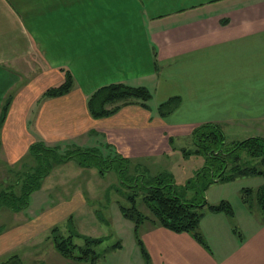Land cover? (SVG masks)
<instances>
[{"label":"crops","instance_id":"obj_1","mask_svg":"<svg viewBox=\"0 0 264 264\" xmlns=\"http://www.w3.org/2000/svg\"><path fill=\"white\" fill-rule=\"evenodd\" d=\"M66 71L72 89L41 99ZM113 82L147 87L150 109L134 101L93 117L89 95ZM172 96L180 104L161 116L158 104ZM205 122H220L230 141L241 140L231 132L264 137V0H0V181L37 141L59 151L100 142L151 170ZM94 169L57 164L45 179L60 172L61 184L47 185L46 195L65 193L81 206L97 196ZM240 201L233 217L207 211L201 219L210 250L145 221L151 264H264V215ZM114 253L116 264H146L135 237Z\"/></svg>","mask_w":264,"mask_h":264},{"label":"trees","instance_id":"obj_2","mask_svg":"<svg viewBox=\"0 0 264 264\" xmlns=\"http://www.w3.org/2000/svg\"><path fill=\"white\" fill-rule=\"evenodd\" d=\"M73 85L74 76L70 71H66L63 82L48 88L41 95V99L64 95ZM151 99L152 93L145 86L113 82L94 90L88 97L87 106L93 117H103L134 101L150 109ZM10 101L9 96L2 107V117H5ZM180 101V96H172L160 102L157 111L161 116L168 115L178 107ZM191 139L192 147L183 148L185 154L192 152L202 154L205 164L183 188L178 187L173 174L168 170L154 174L150 173L147 167L139 170L142 164L134 165L129 158L117 153L109 155L110 157L103 161L93 149L78 147L62 154L56 146L37 141L29 148L30 154L36 157L37 165L30 170L19 172L20 174H17L19 177L14 183L0 189V206L7 205L14 211H21L28 206L31 194L42 186L45 177L57 164L74 159L83 167L98 168L101 174L108 170H117L122 187L128 188V190L118 188L119 194L127 201V205L120 203L121 209L123 214L135 223V239L146 264H151V258L140 236V227L145 221L175 232L190 233L210 250L200 227L201 219L207 211L224 212L230 217L235 215V211L227 199L215 204L208 203L206 191L216 182H229L244 176H264V137L250 136L229 141L220 122H205L194 128ZM187 189H194L193 197H186ZM139 196L148 211L139 208ZM242 199L250 208L257 207L264 215V184L256 189L244 187ZM101 220L106 221L103 217ZM233 230L238 236H242L235 224ZM78 237L83 239L82 244L76 242L75 239ZM50 238L53 246L62 255L73 260H91L92 264L103 259L109 251L122 247V243L118 241L101 251L99 246L106 240L105 237L83 235L76 229H71L66 234L55 227Z\"/></svg>","mask_w":264,"mask_h":264},{"label":"rangeland","instance_id":"obj_3","mask_svg":"<svg viewBox=\"0 0 264 264\" xmlns=\"http://www.w3.org/2000/svg\"><path fill=\"white\" fill-rule=\"evenodd\" d=\"M243 134L231 132L229 136L233 138L234 136L232 135H235V137L244 139L246 136ZM88 145H84L83 148L93 149L96 154L101 156L103 161L111 155L109 148L104 147L100 142ZM176 145L179 149L175 148L171 155L168 157L164 156L162 159L156 158L155 163L151 162V170L146 165H143L139 170L147 167L152 174L168 170L173 174L178 187L183 188L190 178L204 166L205 158L202 154L195 152L186 155L184 150H182L181 147H192L191 137L179 139L176 141ZM69 151L70 149H62L59 153L64 154ZM97 158L96 156V160ZM74 162L70 163L75 164ZM36 165V157L28 155L20 164L15 165L13 170L6 175V178H2L0 189L14 183L19 177V175L17 176L19 172L30 170ZM72 166L77 168L75 165ZM69 170L72 171H66L70 175L65 176L66 179L69 177L72 179L73 175H77L75 169ZM94 170L96 172V180L99 179L101 182L96 183L94 187L97 196L94 193L96 197L91 198L90 201L85 202L81 206H77L76 201L65 193L51 195V197L46 195L45 189L47 185H51L52 182L61 184L62 178L60 175L62 174L60 172L54 173L47 180L45 179L47 181L46 185L31 194L28 206L22 209L21 212L15 213L7 205H1L0 234L4 233L0 236L2 238L0 240V264H92L91 260L69 259L57 251L52 242L46 239V236L55 227L66 234L71 229H76L83 235L105 237L106 240L99 246L101 251L118 241L127 246L131 244V237H135L133 233L135 223L126 217L121 209L120 203L127 205V201L118 191V188L122 187L119 174L117 170L112 169L100 176L98 168ZM57 171H60V169ZM133 172L134 170L131 171V173ZM262 184H264V176L260 175L239 177L229 182H216L207 189L206 199L208 203L214 204L227 199L235 206L241 202L242 189L244 187L256 189ZM67 189H71V187ZM121 189L128 190V188L124 187ZM194 194V189L185 190V195L188 198L193 197ZM87 197L88 195L85 200ZM138 206L141 210L148 211L141 196L138 198ZM102 217L106 221H102ZM5 236H10L8 243H5L3 239ZM75 240L78 244L83 243L82 238L78 237ZM118 254L120 253L109 251L96 264H116L114 260L118 258ZM113 261L114 263H112ZM118 264H121L120 260H118Z\"/></svg>","mask_w":264,"mask_h":264}]
</instances>
